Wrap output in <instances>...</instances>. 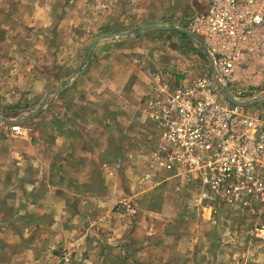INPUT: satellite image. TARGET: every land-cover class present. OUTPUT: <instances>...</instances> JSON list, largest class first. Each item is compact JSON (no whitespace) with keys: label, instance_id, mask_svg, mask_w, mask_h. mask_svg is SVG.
Masks as SVG:
<instances>
[{"label":"rangeland","instance_id":"rangeland-1","mask_svg":"<svg viewBox=\"0 0 264 264\" xmlns=\"http://www.w3.org/2000/svg\"><path fill=\"white\" fill-rule=\"evenodd\" d=\"M121 1L126 5H122ZM197 1L202 4L200 9L197 8ZM105 3L108 5L106 13ZM206 4L207 0H0V36H3V28L10 29L13 37L17 34L12 39L14 49L0 51V65L3 67L0 68V82L2 79L9 82L8 65L12 63L7 60L6 54L19 46L25 34L26 42L22 40L20 46L25 47V52L28 51L31 57H21L22 66L35 64L34 58L42 59L54 75L60 74L58 64L52 62L51 55L45 58L37 54L41 50L37 46H53L54 57L59 61L58 56L66 51L62 53L60 49H55L62 46L68 48L71 40L69 33L73 35V40L78 34L81 38L88 33V37H85L86 47L99 33L111 34L106 41L123 37L117 35L120 32H134L132 35L141 33L143 30H137L143 24L142 17H149V23L160 26L171 27L178 22L184 25L194 12L203 11ZM135 14L137 19L126 20V15L132 19ZM70 20H74V23ZM49 23H52L50 29ZM139 40L141 45H147L149 38L144 36ZM110 49L116 53L118 49L121 51V46H111ZM78 51L77 54H68L64 61L69 64L81 60L82 63L75 71L71 67L65 70L67 78L73 73L80 75L88 70L89 51ZM257 61L254 54L243 55L236 72L237 89L245 90L252 83L258 86L264 80V66ZM254 63L256 65L252 69ZM40 66L45 68L42 63ZM32 71L37 76L43 74L42 70ZM2 72L4 75H1ZM11 77L9 74L8 78ZM157 77L162 79L159 74ZM69 83L64 80L63 84L57 86L47 85L40 92L28 90L31 87L23 90L17 88L10 96L6 85L0 83V118L4 122L1 125L11 130L18 124L10 122L9 119H12L19 121L22 131L30 126L35 128L38 123L41 130L47 129L49 132L52 129L50 123L55 124V117L61 116L62 106L57 100L61 95L73 94ZM231 89L234 91L235 86H231ZM79 92L77 94L81 95ZM3 94L8 95L3 98ZM71 104L69 102L65 106L67 114L72 112ZM130 104L131 113L127 114L126 119L117 117V110H114L116 104L110 105L108 102V105H102L97 124L105 128L108 134L91 137H99L101 144L110 139L106 152L113 159H124L125 152L131 154L137 151L148 160L157 144L154 133L156 124H151L149 120L132 119L135 108L134 103ZM260 110L257 105L249 108L248 112ZM33 118H41L43 123ZM75 119L84 122L86 118L76 116ZM107 120L112 123L110 130V123L106 126ZM99 153H103V148H98L95 156ZM119 165L111 171H117L116 177L111 174L108 181L100 173L96 176L97 167L91 175L93 178L99 176L96 179L98 183L90 179L71 182V178L78 173L69 172L67 182L59 185L65 195L62 225H46L45 229L27 232L18 230L21 225H12L10 231V225H2L0 264H264V201L253 200L243 204L246 200L244 196L237 199L228 196L227 184L215 191L211 199L203 198L200 180L188 181L187 174L179 166L160 168L152 178L159 177L166 182L159 189L136 197L134 194L138 188L147 191L149 186L136 184L130 192L128 171L133 165ZM89 171L90 168L86 172L81 171L80 178L88 180ZM132 180L138 183L134 177ZM127 198L132 199L133 210L131 204L124 200ZM13 228L17 231L14 232Z\"/></svg>","mask_w":264,"mask_h":264},{"label":"crops","instance_id":"crops-1","mask_svg":"<svg viewBox=\"0 0 264 264\" xmlns=\"http://www.w3.org/2000/svg\"><path fill=\"white\" fill-rule=\"evenodd\" d=\"M121 4L126 5L122 1ZM131 4H127V6ZM106 5L107 3H105L104 13L107 12ZM44 6L46 7V5ZM111 7L112 3L110 1V11ZM201 7L202 4L199 3L197 8L200 9ZM134 12L136 13V11ZM195 13L197 12H194L193 15ZM125 17L127 21L137 19L136 14L132 19L128 15ZM148 18H141L143 24L140 27L153 24L149 23L151 20ZM65 19L67 20V18ZM69 22L74 23V20ZM177 24L184 27L187 23L183 25L178 22ZM51 27L52 23H49L48 28ZM2 31L0 51L6 52V50L14 49L12 39L17 34L13 37V32L10 29L3 28ZM44 34L50 36L48 33L44 32ZM26 36L27 34L24 35L23 42H26ZM78 36L79 34L73 40V35L69 33L68 37L71 40L68 48L64 46L55 47V50L60 49L62 53L66 51L63 55L58 56L59 61L54 57L53 46H37L41 49L37 51V54L45 58L51 55L52 62L58 64L60 74L53 75L49 70L50 67L46 65V61L38 58H34L35 61L33 62L35 64L30 63L28 66L23 67L20 59L28 56V51L25 52V47L20 46L22 40L14 51L6 54L7 60L12 63L8 65L10 72L7 73V80L9 82L6 83L2 79L0 83L6 85L5 88L9 96L17 88L23 90L31 87L28 90H35L36 92L38 90L40 92L45 86H57L63 84L64 80L70 82L68 87L73 94L72 96L70 94L61 95L60 99L57 100L62 106L61 116L55 117V124L50 123L49 127H52V129L49 132H47V129L41 130L37 123V127L30 126L26 130L22 131L21 129L18 133L12 129L10 130L6 125H1L4 122L0 118V228H2V225H10L8 227L10 231L12 225H21L18 230L23 229L27 232L34 229H45L46 225H62L65 213V195L59 185L63 181L67 182L70 171L78 173L74 178H71V182L80 179L89 181L90 179L98 183L96 179L99 176L92 177L93 171H96L97 167L96 176L100 173L108 181L111 174L116 177L117 171L114 170L116 173L111 171L117 165L118 167L119 164L133 165V168L128 171V189H130V192L136 184L142 183L144 186H149L147 191L138 188L134 194L136 197L143 195L144 192L159 189L158 187L165 181V179L161 180L159 177L152 178L147 159L137 151L131 153L132 155L125 152L124 159L123 157L113 159L106 152L110 139H106V142L101 144L99 143V137L92 138L91 136H101L107 133L105 128L97 124V120L101 117V106L108 105V102H110V105L112 103L116 104L114 110H117V117L126 119L131 113L132 105L130 103H134L135 114L131 115L132 119L149 120L151 124L154 123L151 119V101L158 95L154 91V89L157 90L160 83L157 80V74L164 80L168 79L173 86L181 84L184 80L188 82L205 65V56L201 47L194 43L191 36L172 29H146L139 34H130L113 41H106L108 37H104L95 44L93 50L90 48L95 38L91 44L85 47V37H88V33L81 38L80 36L78 38ZM144 36L149 38L147 45H141L140 43L139 39ZM111 46H121V51L120 49L116 53L109 51ZM87 48L88 50H86ZM81 49L82 52L89 51L88 54L91 55L88 70L80 75L73 73L67 78V73L64 74V71L70 70V67L75 71L82 63L81 60L77 63L74 61L68 62L69 64L64 61L67 60L68 54H77L78 50ZM41 63L44 64L45 68L40 66ZM0 68H3L2 65H0ZM32 69L42 70L43 74L37 76L36 72H31ZM9 74L12 76L11 79L8 78ZM1 75H4V73L2 72ZM71 76L73 77L68 80ZM16 79L17 81H14ZM72 86L79 87L83 91L76 90ZM12 88L13 91H11ZM8 94H3V98ZM69 102L72 103V112L67 114L64 109ZM108 114L111 115V113ZM65 115L66 118H64ZM40 116H42V113ZM76 116L85 117L86 119L84 122H79L75 119ZM9 120L20 124L19 121ZM33 120H42L41 123H43L41 118H33ZM106 122V126H108L110 122L108 120ZM154 133L156 136V125ZM98 148H103V153L95 156ZM88 168H90L88 180L80 178L81 171L86 172ZM147 175L150 176L147 177ZM133 177L138 183L132 180ZM124 200L131 204L133 210L132 199L127 198ZM13 231L16 232L17 230L13 228ZM262 236L264 238V235ZM24 240L26 239L24 238Z\"/></svg>","mask_w":264,"mask_h":264},{"label":"built area","instance_id":"built-area-1","mask_svg":"<svg viewBox=\"0 0 264 264\" xmlns=\"http://www.w3.org/2000/svg\"><path fill=\"white\" fill-rule=\"evenodd\" d=\"M184 28L201 47L205 65L175 86L157 78L158 95L151 101L157 144L147 160L150 174L179 166L188 181L200 180L203 198L211 199L227 184L228 196H244L243 204L264 201V101L237 106L225 98L222 87L240 102L264 98V80L245 90L236 88L244 54L256 55L264 66V0H207ZM257 105L259 112H248ZM12 130L20 133L21 127L16 124Z\"/></svg>","mask_w":264,"mask_h":264},{"label":"water","instance_id":"water-1","mask_svg":"<svg viewBox=\"0 0 264 264\" xmlns=\"http://www.w3.org/2000/svg\"><path fill=\"white\" fill-rule=\"evenodd\" d=\"M145 29H175V30H179V31H181L182 33H184V34H187L188 36H191L192 38L194 37L186 28H184L183 26H181L180 24H176V25H174V26H171V27H166V26H159V25H154V24H149V25H145V26H142V27H140L137 31H142V30H145ZM134 32H120V33H118L117 35H119V36H127V35H132ZM111 36V34H101V35H99V36H97L96 38H95V40H94V42H93V44L91 45V50H93V48L95 47V44L99 41V40H101L102 38H104V37H110ZM204 49V51H205V53L207 54V52H206V49L205 48H203ZM208 59H209V61L211 62V66H212V70H213V73H214V75H215V78H216V80H217V82L218 83H221L220 82V77H219V75L217 74V72L215 71V69H214V65H213V60H212V58L211 57H209L208 56ZM73 76H71L68 80H70L71 78H72ZM223 87V94H224V96H225V98L228 100V101H230L231 103H233V104H235V105H237V106H241V107H250V106H252V105H255V104H257V103H259V102H261V101H264V98L263 99H260V100H255V101H251V102H248V103H245V102H240V101H237V100H235L234 98H232L230 95H229V93H228V91H227V88L225 87V86H222ZM38 112V110L37 111H35L34 113H37ZM34 113L32 114V115H34ZM32 115H30V116H32Z\"/></svg>","mask_w":264,"mask_h":264}]
</instances>
